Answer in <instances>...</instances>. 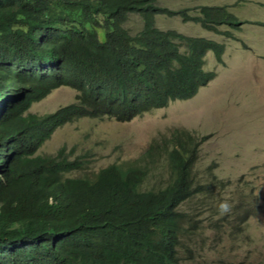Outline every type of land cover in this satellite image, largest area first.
<instances>
[{"label": "trees", "instance_id": "trees-1", "mask_svg": "<svg viewBox=\"0 0 264 264\" xmlns=\"http://www.w3.org/2000/svg\"><path fill=\"white\" fill-rule=\"evenodd\" d=\"M157 2L0 0V264H179L180 238L197 223L180 206L214 193L194 172L202 138L174 128L138 158L90 174L87 154L71 158L65 146L37 154L66 123L129 121L193 97L215 77L205 56L220 62L224 44L160 29L155 15L214 32L245 21L227 5ZM130 13L143 19L135 34L123 26ZM62 86L76 90L73 102L29 112Z\"/></svg>", "mask_w": 264, "mask_h": 264}, {"label": "rangeland", "instance_id": "rangeland-1", "mask_svg": "<svg viewBox=\"0 0 264 264\" xmlns=\"http://www.w3.org/2000/svg\"><path fill=\"white\" fill-rule=\"evenodd\" d=\"M172 9L199 4L227 5L241 21L239 29L220 26L221 32L178 16L157 14L155 25L184 35L201 36L224 44L221 61L212 52L205 70L215 77L187 100H176L129 121L110 117L81 118L57 128L37 154H54L62 146L88 155L85 173L138 158L151 142L174 128L202 138L194 172L210 183L213 195L198 194L181 204L197 220L180 238L179 264H264V0H158ZM143 19L130 13L123 26L135 34ZM230 31L231 36L224 34ZM104 29H98L100 40ZM76 90L62 86L31 105L43 114L73 102ZM158 169L155 172L158 177ZM74 174H78L77 172ZM155 178V177H154ZM148 177L143 186L152 185ZM230 211L222 214L221 203Z\"/></svg>", "mask_w": 264, "mask_h": 264}, {"label": "clouds", "instance_id": "clouds-1", "mask_svg": "<svg viewBox=\"0 0 264 264\" xmlns=\"http://www.w3.org/2000/svg\"><path fill=\"white\" fill-rule=\"evenodd\" d=\"M220 211L222 214L227 213L230 211V205L226 202L220 204Z\"/></svg>", "mask_w": 264, "mask_h": 264}]
</instances>
